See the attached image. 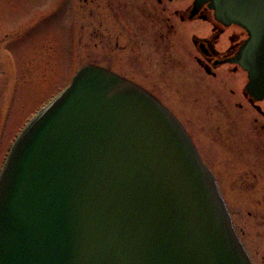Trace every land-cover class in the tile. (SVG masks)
Segmentation results:
<instances>
[{"label": "water", "instance_id": "95a60500", "mask_svg": "<svg viewBox=\"0 0 264 264\" xmlns=\"http://www.w3.org/2000/svg\"><path fill=\"white\" fill-rule=\"evenodd\" d=\"M249 38L264 95V0H195ZM0 264H252L214 175L144 89L93 64L25 125L0 172Z\"/></svg>", "mask_w": 264, "mask_h": 264}, {"label": "flooded vegetation", "instance_id": "af4514ba", "mask_svg": "<svg viewBox=\"0 0 264 264\" xmlns=\"http://www.w3.org/2000/svg\"><path fill=\"white\" fill-rule=\"evenodd\" d=\"M89 1L93 26L87 35L94 41L97 55L105 51L110 62L98 65L139 85L168 108L200 155L201 149L184 123L186 118L198 124L196 133L206 139V146L204 142L201 146L207 154L219 148L243 161L238 179L242 214L253 219L261 239L264 95L248 90V74L237 62L248 39L245 29L219 20L208 3L195 0ZM85 36L81 34L79 41ZM218 139L221 147L216 144ZM210 166H215L213 160ZM238 234L251 256L243 235Z\"/></svg>", "mask_w": 264, "mask_h": 264}, {"label": "rangeland", "instance_id": "374dc122", "mask_svg": "<svg viewBox=\"0 0 264 264\" xmlns=\"http://www.w3.org/2000/svg\"><path fill=\"white\" fill-rule=\"evenodd\" d=\"M88 3L0 0V170L23 126L68 85L82 66L110 65L105 51L102 56L97 55L95 43L87 35L93 26L88 17L89 0ZM81 34L86 35L82 42ZM190 121L184 119L201 149L200 158L207 167L212 165V160L215 164L209 168L229 201L235 229L243 235L255 264H264V233L259 239L253 219L242 214L238 179L243 161L219 148L207 154L201 146L203 142L206 146V139L198 137L199 126ZM216 144L222 146L219 139Z\"/></svg>", "mask_w": 264, "mask_h": 264}]
</instances>
